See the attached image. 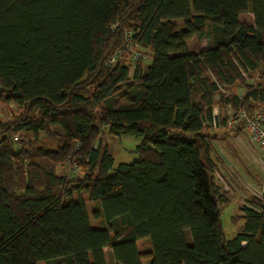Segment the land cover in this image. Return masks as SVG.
<instances>
[{
    "label": "trees",
    "instance_id": "trees-1",
    "mask_svg": "<svg viewBox=\"0 0 264 264\" xmlns=\"http://www.w3.org/2000/svg\"><path fill=\"white\" fill-rule=\"evenodd\" d=\"M124 28L149 62L107 64ZM0 103V264H264V193L227 239L205 124L264 112V0H0ZM103 126L138 159L111 172Z\"/></svg>",
    "mask_w": 264,
    "mask_h": 264
},
{
    "label": "rangeland",
    "instance_id": "rangeland-1",
    "mask_svg": "<svg viewBox=\"0 0 264 264\" xmlns=\"http://www.w3.org/2000/svg\"><path fill=\"white\" fill-rule=\"evenodd\" d=\"M241 19L243 21L252 22L253 16L251 11L244 13ZM207 43L208 36L203 39L191 38L188 41V46L191 52H198L204 49ZM143 53L144 62H149L150 58L148 52L143 51ZM233 91L236 94H242L244 92L240 87L234 88ZM216 99H218V96H216ZM14 111L15 108L13 105L0 103V118L3 121H10L14 115ZM229 111L232 112L231 107L229 109L226 106L224 108V114L218 116L220 119L228 117L229 114H227V112ZM232 129L233 128H227L225 126H220L218 128L208 127L207 129L208 133L216 135V139L213 141L212 156L216 161L217 171L221 176V179L218 178V182L221 185L226 184L231 193V202L228 205H219L223 232L227 239L235 236L243 224L241 218H236L239 215L238 208L242 205H251L250 199L252 198V194L248 191L249 185H260L261 180L260 168L254 162L257 155L256 146L249 141L247 132L244 129H240L237 132H234ZM28 138L31 137H26L21 134L18 139L27 140ZM39 138L45 144L49 141L43 134H39ZM139 141L138 138L133 136L112 135L109 133L108 126L102 127L100 147L102 150L107 149L113 157L111 172L120 163H131L138 159V154L135 150ZM72 167L74 166H63L65 172L67 171L68 174H71L70 170ZM71 175L78 178L81 177L82 174L77 167L74 174ZM93 209L94 205L88 202L87 211L90 223L92 227H99L101 222L93 218ZM145 243L147 244V242ZM105 254L107 264H116L111 258L108 249H105Z\"/></svg>",
    "mask_w": 264,
    "mask_h": 264
},
{
    "label": "built area",
    "instance_id": "built-area-1",
    "mask_svg": "<svg viewBox=\"0 0 264 264\" xmlns=\"http://www.w3.org/2000/svg\"><path fill=\"white\" fill-rule=\"evenodd\" d=\"M117 24H114L116 27ZM128 51L130 60L133 65L137 63V61L143 59L144 53L143 50L139 47L138 43L132 37V31L130 29H123V39L121 43V48L116 51L108 60L107 64H112L116 61L121 51ZM230 109V106H227ZM231 111V110H230ZM227 112L228 117L220 119L217 114H213V118L209 122H205L206 125L212 128H218L220 126H225L227 128H242L244 129L249 136V141L253 143L257 148L258 152L254 159V162L260 168L261 180L260 185L250 184L248 187V191L252 194V197L261 199L264 193V112L263 111H255L249 113L243 109H239L236 114L232 112ZM14 138H17V134L14 135ZM74 167L71 168V174H74L77 166L72 165ZM214 176L218 182V178L221 179L219 172L216 170L214 172ZM219 183V182H218ZM219 185L224 190H230L227 185ZM230 192V191H229Z\"/></svg>",
    "mask_w": 264,
    "mask_h": 264
},
{
    "label": "crops",
    "instance_id": "crops-1",
    "mask_svg": "<svg viewBox=\"0 0 264 264\" xmlns=\"http://www.w3.org/2000/svg\"><path fill=\"white\" fill-rule=\"evenodd\" d=\"M243 94V93H242ZM242 94H238V95H242ZM217 101V99H216ZM223 107H220L217 103L214 104L212 110H213V114H217V115H220V114H223ZM247 137L249 139V136H248V133H247ZM215 140V139H214ZM257 148V147H256ZM257 152H258V148H257ZM60 172L62 173H66L67 174V171L65 172L64 168L60 169Z\"/></svg>",
    "mask_w": 264,
    "mask_h": 264
}]
</instances>
